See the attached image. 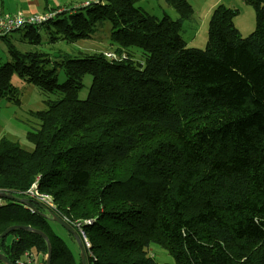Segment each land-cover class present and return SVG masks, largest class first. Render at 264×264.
<instances>
[{
	"label": "trees",
	"instance_id": "trees-1",
	"mask_svg": "<svg viewBox=\"0 0 264 264\" xmlns=\"http://www.w3.org/2000/svg\"><path fill=\"white\" fill-rule=\"evenodd\" d=\"M139 1L52 8L0 37L9 53L0 98L21 105L15 75L48 96L30 112L39 121L32 151L0 140V190L27 201L0 198V234L30 225L49 236L52 264H83L75 235L61 225L78 252L53 228L55 213L80 235L87 264H264V0H244L256 11L248 36L235 25L239 9L217 5L204 48L182 33L190 0H166L180 16L161 19ZM23 29L34 49L10 40ZM81 39L108 47H56ZM33 186L55 206L33 198ZM152 243L172 261L159 262ZM0 252L46 264L48 244L20 228L0 239Z\"/></svg>",
	"mask_w": 264,
	"mask_h": 264
},
{
	"label": "rangeland",
	"instance_id": "rangeland-1",
	"mask_svg": "<svg viewBox=\"0 0 264 264\" xmlns=\"http://www.w3.org/2000/svg\"><path fill=\"white\" fill-rule=\"evenodd\" d=\"M63 1V0H62ZM73 0L64 3H70ZM194 7V18L192 21H187L184 25L182 33L188 42V45L206 47L208 39L209 19L213 9L223 3L227 6L235 7L239 9L238 15L234 18L236 27L239 29L243 36H248L256 27V11L254 7L244 0H190ZM13 7L26 9L25 4L17 3L12 4ZM138 5L144 7L150 13L157 15L160 19L164 16V12L170 14L173 18L180 16L179 12L169 6L166 0H140ZM12 10V6L7 5L5 10ZM19 9V8H18ZM19 9V10H21ZM1 10V5H0ZM39 13L43 9L39 8ZM1 14V13H0ZM45 28L41 31L45 33ZM24 29L21 32H14L10 36V40L15 46L21 50L26 51L34 49L35 46L24 41L22 36L24 35ZM107 41L101 42L93 39H81L71 44H57L56 47H61L64 50L77 51L84 50L85 52L103 51L108 46ZM41 48L50 49V44H43ZM111 51V50H108ZM107 51V52H108ZM9 57L7 43H0V63L6 61ZM60 80H64V76H60ZM13 82L20 88L21 105H18L7 98H0V140L4 137L16 140L27 150L32 151L35 147L34 142L29 137V130L33 126H38L39 121L33 115L32 110H42L46 108L45 99L48 97L41 88L33 83L23 81L21 77L15 75ZM85 86L80 92L81 98L88 96L90 86L92 83V76L87 74L84 79ZM53 228L65 239L69 248L75 252H78V247L74 239L62 228V226L56 222H52ZM151 253L155 254L157 260L161 263L172 261V256L168 254L165 248L157 243H152L150 247ZM42 263V259H39ZM36 264H39L38 262Z\"/></svg>",
	"mask_w": 264,
	"mask_h": 264
},
{
	"label": "built area",
	"instance_id": "built-area-1",
	"mask_svg": "<svg viewBox=\"0 0 264 264\" xmlns=\"http://www.w3.org/2000/svg\"><path fill=\"white\" fill-rule=\"evenodd\" d=\"M89 1H94V0H87L86 3H88ZM47 15H41V14H29L23 11H19L15 14L12 15H6L3 17H0V37L3 35H6L10 32H12L13 30L20 28L21 26H23L25 23L27 22H41L42 20L45 19ZM105 54L107 56H112V52H105ZM30 195L35 198L36 200H38L39 202H43V204H46L49 207H54V201L53 198H51V196H49L48 194H45L43 192H40L36 189V186H33L30 190H29ZM1 202V199H0ZM80 234L83 237V240L86 244L89 245V242L87 241V238L85 236V233L80 230ZM27 264H31L34 262V257H28L27 255ZM0 264H4L2 261H0ZM19 264H25L24 262H20Z\"/></svg>",
	"mask_w": 264,
	"mask_h": 264
},
{
	"label": "water",
	"instance_id": "water-1",
	"mask_svg": "<svg viewBox=\"0 0 264 264\" xmlns=\"http://www.w3.org/2000/svg\"><path fill=\"white\" fill-rule=\"evenodd\" d=\"M0 198L15 199V200L20 201L22 203L27 202L26 199L18 198L12 193H7V192L1 191V190H0ZM48 218H51L52 220L58 222L60 225H62L63 227H65L67 230L71 231L75 235L76 239L78 240L79 247L81 249L82 262H83V264H87V258H86V251L84 248V243L82 242V239H81L80 235L78 234V232H76L65 220H63L61 217H59L55 213H51V215L48 216ZM20 228H23L26 230H31L33 232L39 233L41 236H43L46 239L47 244H48V253H47V257H46V264H52L53 248H52L51 240H50L49 236L44 231H42L40 229L33 228L30 225H12V226L7 227L0 234V239L3 237H6L13 230L20 229ZM0 261H2L4 264H15L5 254H3L1 252H0Z\"/></svg>",
	"mask_w": 264,
	"mask_h": 264
},
{
	"label": "crops",
	"instance_id": "crops-1",
	"mask_svg": "<svg viewBox=\"0 0 264 264\" xmlns=\"http://www.w3.org/2000/svg\"><path fill=\"white\" fill-rule=\"evenodd\" d=\"M64 1L68 2L70 0H0L1 10H0V17L15 14L19 11H23L29 14H41V15H47L50 12V9L52 8H64L65 6L69 4H75V3H83L87 0H73L70 3H64ZM13 3H17V5L23 3L26 6V9H21L22 7L15 8L13 7ZM10 5L12 6V10L8 9L5 10L6 6ZM39 8L43 9L41 13H39ZM39 259H41L40 254H36V257H34V261L37 263L39 262Z\"/></svg>",
	"mask_w": 264,
	"mask_h": 264
}]
</instances>
